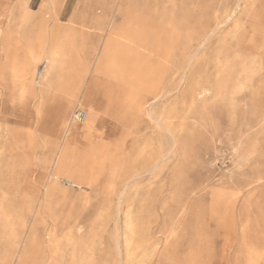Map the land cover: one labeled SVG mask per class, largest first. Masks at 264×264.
Here are the masks:
<instances>
[{"label":"rangeland","instance_id":"obj_1","mask_svg":"<svg viewBox=\"0 0 264 264\" xmlns=\"http://www.w3.org/2000/svg\"><path fill=\"white\" fill-rule=\"evenodd\" d=\"M85 1H55L45 8L46 0H11L8 12L0 16V264H48L46 235L55 229L61 237L73 221L85 236L92 234L89 264H118L115 247L118 243L123 254L127 209L133 230L131 264H248L251 252L264 264V123L253 125L255 110L264 107V79L254 86L252 78L251 88L241 89L243 70L251 68V52L264 36V0H245L240 9L236 0L142 3L153 32H158L156 42L168 57L165 63L152 55L132 56L135 69L146 82L164 75L163 89L178 75L185 76L187 85L180 84L160 103L149 101L153 94L145 95L153 111L144 112L127 130L117 177L125 178L148 160L159 162V168L130 189L116 186L111 195L100 194L104 179L95 190L60 182L70 198L52 192L47 212L35 208L50 171V133L45 123L32 126L31 138L18 130L22 115L17 101L8 97L11 63L1 42L7 34L38 35L44 14L54 13L64 24L79 14ZM225 8L233 11L231 18L221 16L223 21L214 23L213 15ZM124 22L117 15L116 23ZM92 41L99 53L103 42ZM190 51L193 61L185 64ZM135 78L129 75L122 85L123 97L136 90ZM113 80L100 79L106 92L109 87L114 92ZM188 88L193 95L207 89L206 99L189 107L183 103ZM108 95L101 96L102 102ZM173 103L177 107L169 108ZM28 105L32 110L33 101ZM109 111L113 113V107ZM166 120L175 129L179 147L163 161L172 146ZM107 167L108 162L101 178L110 171ZM120 194H125L122 202Z\"/></svg>","mask_w":264,"mask_h":264},{"label":"bare ground","instance_id":"obj_2","mask_svg":"<svg viewBox=\"0 0 264 264\" xmlns=\"http://www.w3.org/2000/svg\"><path fill=\"white\" fill-rule=\"evenodd\" d=\"M10 1H0V16L8 12L6 5ZM55 1L59 3L62 0H46L45 8L52 6ZM244 1L236 0V8L240 9ZM145 2L157 5L158 0H86L79 14L71 15L64 24L57 22L54 13L51 16L44 14L38 35L7 34L3 37L1 46L4 57L11 63V68L8 69L12 77L8 97L13 102L17 101V110L22 115L18 130L31 138L32 126L35 123H45L50 133V171L43 186V195L37 199L35 208H44L47 212L52 192L70 198L62 190L60 182L70 188L94 189L104 179L102 188L99 186L100 194L111 195L116 186L124 185L126 190L130 189L133 182L143 179L148 172L154 173L159 168V162L154 161L155 163L151 164L148 160L137 168L133 167L125 178L119 180L117 177L127 130L134 126L144 112L153 111L147 106L148 102L160 103L167 100L176 93L180 84L187 85L185 76L178 75L163 89L166 83L164 75H158L156 79L146 82L142 80L144 75L135 69L137 66L132 62V56L152 55L165 63L168 57V51L156 42L158 32H153L151 18L143 13L146 8L142 3ZM232 13L233 11L225 8L221 13L223 15L215 13L212 19L214 23L220 24L223 21L221 16L229 20ZM117 15L122 16L125 22L117 24ZM129 20L134 22L132 26L128 24ZM262 38L261 44L251 52V68L245 67L243 70L242 90L251 88L249 82L252 78L255 80L254 86L263 83L264 36ZM92 40L103 42L99 53L93 51ZM191 40L192 37L189 42ZM189 54L185 64L193 61L194 54L192 51ZM131 74L136 77V90L123 97L124 90L121 87ZM103 77L114 78V92H111L110 87L107 92L102 88L100 79ZM207 92L205 89L193 95L188 88L183 96V103L191 107L199 99H206ZM107 93V101L102 102L101 96ZM148 93L154 96L146 101L145 95ZM28 101H33L32 110ZM112 107L113 113L109 111ZM176 107L174 103L169 105L172 109ZM76 109H83L85 112L84 121L78 124L73 120L74 113L71 114ZM167 109L163 108L161 113H166ZM26 110L30 111L28 117ZM154 111L160 118L157 106ZM262 123L264 107L255 110L253 119L254 126ZM165 128L171 134L172 146L163 161L179 147L175 129L168 120L165 122ZM107 162V169L110 171L101 178ZM93 169H96V173L92 172ZM130 176L134 179L127 181ZM124 198L125 194L118 196L120 202ZM102 205L106 206L104 202ZM58 235L55 229L46 235V245L50 253L45 263L89 264L92 259V234L85 236L82 227L77 221H73L61 237ZM132 236L130 209H127L124 218L123 254L118 243L115 247L118 264L132 263ZM19 253H16V259ZM258 258L256 253L251 252L247 262L258 264Z\"/></svg>","mask_w":264,"mask_h":264},{"label":"built area","instance_id":"obj_3","mask_svg":"<svg viewBox=\"0 0 264 264\" xmlns=\"http://www.w3.org/2000/svg\"><path fill=\"white\" fill-rule=\"evenodd\" d=\"M85 119V112L82 110H77L73 115L74 122L81 123Z\"/></svg>","mask_w":264,"mask_h":264}]
</instances>
